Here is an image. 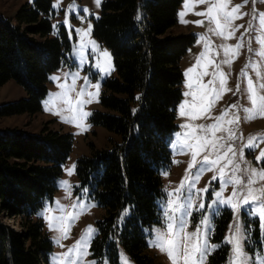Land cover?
Here are the masks:
<instances>
[{
    "label": "rangeland",
    "instance_id": "obj_1",
    "mask_svg": "<svg viewBox=\"0 0 264 264\" xmlns=\"http://www.w3.org/2000/svg\"><path fill=\"white\" fill-rule=\"evenodd\" d=\"M34 1L0 0V13L12 18L22 5L33 4ZM103 1L99 0V4L96 0L52 1L49 14L52 35H58L64 27L70 42L67 59L49 75L41 111L32 116L0 117V129L22 128L37 133L47 126L54 131L70 133L73 138L72 152L56 181L53 197L46 198L35 215L43 219L52 243L47 264H69V261L73 264H92L93 261L95 264H138L122 247L118 249L117 263H113L106 254L98 256L94 253L92 245L98 236L97 223L103 218L104 209L91 195L90 189L81 185L76 173L79 158L90 156L93 148L110 147L111 138L120 141L118 135L91 120L94 111L103 110L101 96L105 91L104 83L115 74L110 49L93 35L94 21L102 14ZM237 6H240L239 12L234 11ZM225 14L231 17L227 23ZM262 20L264 0H183L178 8L177 23L171 28V33H191L195 42L180 63L184 74L183 97L176 110L177 129L169 142L172 163L161 170L166 193L161 202L162 221L146 229V252L152 258V264H173L167 252L155 247L153 241L157 230L164 231L168 222L164 206L175 199L168 194L176 193L182 184L185 186L183 194L176 202L190 203V207L184 212L186 223L180 236V243L184 246L181 255L185 254V249L190 251L193 245L206 239L215 249L208 255L206 264H230L235 255L236 241L233 237L236 235L246 264H264L260 259L264 257V220L258 215L261 212L258 205L264 201V195H261L264 177L260 175L264 172V158L257 159L264 153V117L250 120L249 113L244 111H255L250 95L264 97ZM249 79L252 81L251 93ZM95 85H99L98 90ZM26 95L24 87L11 80L0 87V105ZM182 108L186 115H181ZM221 116L224 117L222 121L217 119ZM216 124L220 127L203 134L216 142V148L210 144L200 151L193 166L191 152L183 153L180 149L181 137L178 134L191 133L195 129L196 135L200 136V126L208 128ZM184 125H189V128L185 129ZM250 141L253 147H249ZM188 142L194 143L192 140ZM229 147L231 151H228ZM205 157L218 162L192 184L193 176ZM253 170L256 175H253ZM230 175L242 182L238 185L224 183ZM249 180L254 181L250 187L259 199L247 205L240 204L239 201L247 195L245 185ZM190 184L191 193L188 191ZM204 189L207 191H202ZM217 192L221 194V200H232L238 209L217 204ZM233 193L238 195L234 197ZM200 204L204 208H200ZM253 206H257V212L250 215L249 210ZM169 207L174 208L175 204ZM217 207L219 213L214 214ZM124 215L120 217V223ZM73 218L75 222L69 228ZM3 222L17 231L22 228L18 218L4 217ZM90 228L94 230L90 233L93 238L86 245L82 244ZM65 233L67 238H64ZM170 238H176V229ZM217 252L222 254L215 257ZM178 264H184V261L179 260Z\"/></svg>",
    "mask_w": 264,
    "mask_h": 264
},
{
    "label": "trees",
    "instance_id": "obj_2",
    "mask_svg": "<svg viewBox=\"0 0 264 264\" xmlns=\"http://www.w3.org/2000/svg\"><path fill=\"white\" fill-rule=\"evenodd\" d=\"M52 1L26 3L12 18L0 13V87L13 80L27 94L1 104L0 117L41 111L49 75L67 59L64 27L52 35ZM182 2L104 0L94 21L93 35L110 49L115 74L91 120L120 141L111 138L110 147L79 158L76 173L104 209L92 250L113 263L122 247L138 264H152L146 229L162 221L161 170L172 163L169 142L183 97L180 63L195 42L191 33H171ZM72 149L70 133L47 126L37 133L0 129V264H47L52 243L35 215L53 197ZM4 217L18 218L21 230Z\"/></svg>",
    "mask_w": 264,
    "mask_h": 264
},
{
    "label": "snow or ice",
    "instance_id": "obj_3",
    "mask_svg": "<svg viewBox=\"0 0 264 264\" xmlns=\"http://www.w3.org/2000/svg\"><path fill=\"white\" fill-rule=\"evenodd\" d=\"M96 3L99 4V0H96ZM239 7L240 6H237L234 9V11L239 12ZM203 14L204 13H200V15H203ZM181 15H183V14H181ZM230 20H231V17H229L227 14H225L226 23ZM216 23H217V25H219V20H217ZM261 23H262V25H264V20H262ZM219 34L223 35V33H219ZM201 39H203V38L201 37ZM104 55L107 56V53H105ZM225 63H229V61H225ZM189 71H193V70L190 69ZM53 79H55V78H53ZM248 84H249V92L251 93V91H252L251 79H249ZM95 87L98 90L99 85H95ZM221 87L223 88V81L221 82ZM89 95H91V94H89ZM250 99L252 100L255 111L250 110V109H244L245 112L249 113L248 118L251 120V119L257 118L258 116L264 117V97H258L257 98L253 95H250ZM258 100L260 101L259 103H258ZM232 107H235V105H232ZM181 115H186L183 108L181 109ZM225 115H227V113H225ZM191 118L195 119L197 117L192 116ZM217 119L222 121L224 119V117L221 116V117H218ZM182 127H184L185 129H188L189 125H184ZM219 127H220L219 124L211 125L208 128H204L203 126H200L199 127V131L201 133L200 136L196 135L195 129L191 133L185 132L183 134H178L181 137L180 149L182 150L183 153L191 152L193 166L196 163V156L199 154L200 151L205 150L210 144L213 147V149L216 148V142L210 141L208 139V137L203 135V134L211 132L212 129L219 128ZM230 138H232L231 134H230ZM189 140H192L194 143H189L188 142ZM249 147H253L251 141L249 142ZM228 151H231L230 147H229ZM261 158H264V153H262L261 156L257 157L258 160ZM217 162H218L217 160H209L208 157H205L204 160L201 161V167L197 170V172L193 176L192 184H194L195 181H198L205 172L212 170L215 167V165L217 164ZM233 175H230L229 178L226 181H224V183H232L234 185H238L242 182L238 178L233 179ZM253 175H256L255 170H253ZM260 175L262 177H264V172H262ZM215 179H216V177L214 176L213 180H215ZM221 180L223 181V174L221 175ZM253 183H254L253 180H249L248 183L245 185V187L248 189L247 195L244 196L243 200L239 201L240 204L247 205L250 203V201H255V200L259 199V197H257L254 194L253 189L250 187V185ZM192 184H190L188 186L189 193H191V191H192ZM184 187L185 186L182 184L180 186V188L177 189L176 193H169L168 194L169 197H175V199L169 200L164 206L165 207V216H166V219L168 222L165 226L164 231L157 230L154 241H153V245L155 247H157L158 249H160L161 251L167 252L169 257L171 259H173V264H178L179 260H183L184 264H206L208 255L212 251L215 250L213 248V246H211L207 242L206 239L201 244L193 245V247L190 251L185 249V254L181 255V248L184 246H182L180 243V236L183 233L184 225L186 223V217L184 215V212H186L187 208L190 207V203L188 205H184V204L177 203L176 201L179 200L180 195L183 194L182 190L184 189ZM202 191L206 192L207 189H204ZM215 195H216V203L217 204L228 205V206L232 207L233 209H238V205L236 203H233L232 200H221L220 199L221 194L219 192H217ZM237 195H238L237 193H233L234 197ZM261 195H264V192H262ZM171 204H175V207L170 209L169 206ZM199 207L204 208V205L200 204ZM258 207L261 208V212L258 213V215H260L261 219L264 220V201H262L261 204L258 205ZM256 212H257V206H253L249 210L250 215L254 214ZM218 213H219V207H217L215 209L214 214H218ZM61 220H63V218H61ZM74 222H75V218H73V220L70 222L69 228L72 226V224H74ZM173 229H176V238L175 239L170 238L172 236ZM209 231H211V229ZM93 232H94V230H92L90 228L89 234H86L85 240H83L81 243L86 245L87 242L93 238L92 235H90V233H93ZM64 238H67V233L64 234ZM233 240L236 241V246L233 249L235 255H234L233 259L230 261V264H246L245 254L243 253V251L240 247V244H239V241H238L236 235H234ZM229 243H232V241H229ZM260 259L262 262H264V257H260ZM69 264H73V262L69 261ZM92 264H95V261H93Z\"/></svg>",
    "mask_w": 264,
    "mask_h": 264
}]
</instances>
